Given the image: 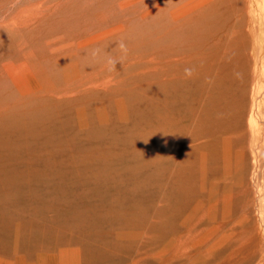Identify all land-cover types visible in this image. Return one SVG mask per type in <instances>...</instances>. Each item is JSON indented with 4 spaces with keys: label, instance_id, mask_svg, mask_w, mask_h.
Wrapping results in <instances>:
<instances>
[{
    "label": "rangeland",
    "instance_id": "rangeland-1",
    "mask_svg": "<svg viewBox=\"0 0 264 264\" xmlns=\"http://www.w3.org/2000/svg\"><path fill=\"white\" fill-rule=\"evenodd\" d=\"M186 8V15L174 17ZM221 50L223 61L216 54ZM179 74L184 80L176 79ZM161 75L173 78L166 85L169 97L172 87L181 95L176 114L169 112L176 119L165 152L156 138L154 94ZM210 99L225 109L216 135L211 125L206 128L209 123L195 120L201 108L218 110ZM259 101H264V0H0V169L7 171L0 170V264H264ZM255 124L257 145L250 135ZM225 159L231 180L224 177ZM181 166L191 181L178 193L173 175Z\"/></svg>",
    "mask_w": 264,
    "mask_h": 264
},
{
    "label": "bare ground",
    "instance_id": "bare-ground-1",
    "mask_svg": "<svg viewBox=\"0 0 264 264\" xmlns=\"http://www.w3.org/2000/svg\"><path fill=\"white\" fill-rule=\"evenodd\" d=\"M58 3V2H57ZM234 4H236V3H234ZM140 5V4H139ZM216 5V4H215ZM211 6H213V5H211ZM116 7V6H115ZM224 7V6H223ZM131 8V7H130ZM202 8V7H201ZM200 8V9H201ZM198 10V9H197ZM146 11V10H145ZM189 10L186 8V9H181V10H178L176 13H175V16L174 17H182L183 15H186V13L188 12ZM199 11V10H198ZM227 12V11H226ZM211 13V12H210ZM191 14H193V13H191ZM190 14V15H191ZM197 13H195V15H196ZM205 14V13H204ZM244 14V13H243ZM194 15V14H193ZM207 15V14H206ZM187 16H188V14H187ZM184 18V17H183ZM190 18V17H189ZM192 18V17H191ZM207 18V17H206ZM182 19V18H181ZM185 19V18H184ZM246 19V18H245ZM168 20H170V18L168 19ZM237 20V19H236ZM134 21V20H133ZM164 21V20H163ZM161 23H162V21H160ZM182 22V21H181ZM236 22V21H235ZM163 24V23H162ZM191 24H193V23H191ZM229 24V23H228ZM260 24H261V22L258 24L259 25V28L261 29V26H260ZM188 25H190V24H188ZM227 25V24H226ZM230 25V24H229ZM233 25V24H232ZM166 26V25H165ZM155 27V26H154ZM174 28V27H173ZM233 28V27H232ZM155 29V28H154ZM164 29V28H163ZM243 29H245V28H243ZM162 30V29H161ZM161 30H159V31H161ZM170 30H172L171 28H170ZM198 30V29H197ZM232 30V29H231ZM223 31V30H222ZM239 31H240V29H239ZM250 31V30H249ZM171 32V31H170ZM227 32V31H226ZM159 33V32H158ZM161 33V32H160ZM204 33V32H203ZM220 33V32H219ZM218 33V34H219ZM164 34H165V32H164ZM163 34V35H164ZM166 34H168V32L166 33ZM225 34V33H224ZM228 34V33H227ZM259 34V38H260V35H261V32H259L258 33ZM170 35V34H169ZM197 35V34H196ZM124 36V35H123ZM135 36V35H134ZM155 36V35H154ZM173 36V35H172ZM218 36V35H217ZM216 35H215V37H217ZM238 36V35H237ZM236 36V37H237ZM245 36V35H244ZM246 36H247V34H246ZM136 37V36H135ZM141 37V36H140ZM168 37V36H167ZM171 37V36H170ZM169 37V38H170ZM228 37V36H227ZM230 37H231V35H230ZM229 37V38H230ZM243 37V36H242ZM241 37V38H242ZM131 38H133V35H132V37ZM149 38V37H148ZM161 38V37H160ZM169 38H167V39H169ZM173 38V37H172ZM171 38V39H172ZM175 38V37H174ZM180 38V37H179ZM195 38V37H194ZM214 38V37H213ZM126 39V38H125ZM138 39H139V37H138ZM145 39H146V36H145ZM185 39V38H184ZM196 39V38H195ZM203 39V38H202ZM215 39V38H214ZM228 39V38H227ZM155 40H158V39H156L155 38ZM154 40V41H155ZM165 40V39H164ZM173 40V39H172ZM175 40V39H174ZM135 41V40H134ZM137 41V40H136ZM148 41V40H147ZM161 41V40H160ZM163 41V40H162ZM246 41V40H245ZM157 42V41H156ZM155 42V43H156ZM169 42H172V41H169ZM184 42H186V40H184ZM183 42V43H184ZM211 42V41H210ZM228 42V41H227ZM231 42V41H230ZM241 42H242V40H241ZM76 43V42H75ZM146 43V42H145ZM147 43H150L149 41L147 42ZM176 43V42H175ZM197 43V42H196ZM198 43H200V42H198ZM207 43V42H206ZM244 43H248V42H244ZM63 44V43H62ZM177 44V43H176ZM209 44V43H208ZM225 44V43H224ZM179 45V44H178ZM182 45V44H181ZM184 45V44H183ZM196 45V44H195ZM212 45H214V43L213 44H211V46ZM242 45V44H241ZM74 46V45H73ZM145 46V45H144ZM176 46V45H175ZM193 46V45H192ZM192 46H188V47H192ZM201 46V45H200ZM246 46V45H245ZM245 46H244V48H245ZM57 47V46H56ZM62 47V46H61ZM60 47V48H61ZM207 47H209V46H207ZM242 47H243V45H242ZM186 48V47H185ZM211 48V47H210ZM224 48V47H223ZM234 48V47H233ZM159 50H160V48H159ZM171 50V49H170ZM209 50V49H208ZM218 50V48L216 49V51ZM226 50H229V49H225V51ZM246 50V49H245ZM60 51V50H59ZM202 51H204V50H202ZM222 51L223 50H221V51H219L218 53H216L217 55H220V52L222 53ZM157 52V51H156ZM155 52V53H156ZM173 52H175L174 50H173ZM178 52V51H177ZM192 52V51H191ZM68 53V52H67ZM161 53H162V51H161ZM194 52H192V54H193ZM205 53V52H204ZM214 53V54H215ZM229 53H230V51H229ZM228 53V51L226 52V54L225 55H228L229 54ZM159 54V53H158ZM157 54V55H158ZM168 54V53H167ZM211 54H212V51H211ZM215 54V55H216ZM243 54H245V53H241V54H239L238 53V56L240 55H242L243 56ZM247 54V53H246ZM159 55H161V54H159ZM163 55H164V51H163ZM186 55V54H185ZM195 55V54H194ZM216 55V56H217ZM222 55H223V53H222ZM207 56V55H206ZM246 56V55H245ZM244 56V57H245ZM181 57V56H180ZM183 57V56H182ZM211 57V56H210ZM215 57V56H214ZM155 58V57H154ZM191 58V57H190ZM203 58V57H202ZM206 58V57H205ZM220 58H221V55H220ZM220 58H219V60H220ZM231 58V57H230ZM159 59V58H158ZM184 59V58H183ZM213 59H215V58H213ZM222 60L221 61H223L224 60V56L221 58ZM229 58H227V60H226V62H228L229 60H228ZM238 59H240L241 60V57L240 58H238L237 57V60ZM247 59V58H246ZM165 60V59H164ZM181 60H182V58H181ZM161 61V60H160ZM184 61V60H183ZM189 61V60H188ZM194 61V60H193ZM196 61V60H195ZM210 61H212V60H210ZM214 61V60H213ZM212 61V62H213ZM217 59H216V62H214L213 64H211L210 65V69H211V66H213L215 63H217ZM231 61V60H230ZM242 61V60H241ZM247 61H248V59H247ZM146 62V61H145ZM161 62H163V61H161ZM160 62V63H161ZM165 62V61H164ZM167 62H169V61H167ZM166 62V63H167ZM178 62V61H177ZM211 62V63H212ZM152 63H154V62H152ZM205 63V62H204ZM239 63V60H238V62H237V64ZM247 63V62H246ZM64 64V63H63ZM165 64V63H164ZM164 64H163V66H164ZM197 64V63H196ZM220 64H221V62H220ZM248 64V63H247ZM161 65H162V63H161ZM174 65V64H173ZM179 65V64H178ZM155 66V65H154ZM162 66V67H163ZM219 66V65H218ZM217 66V67H218ZM178 67V66H177ZM176 67V68H177ZM187 67V66H186ZM208 67V66H207ZM216 67V68H217ZM229 67V66H228ZM230 67H231V64H230ZM229 67V68H230ZM153 68V67H152ZM169 68V70H170V68L172 69H174L175 67H168ZM168 68L166 69V70H168ZM182 68V67H181ZM206 68V67H205ZM232 68V67H231ZM244 68V67H243ZM60 69V68H59ZM90 69V68H89ZM149 69V68H148ZM164 69H165V67H164ZM172 69V70H173ZM179 69V67L177 68V70ZM52 70V69H51ZM96 70V69H95ZM145 70V69H144ZM162 70V69H161ZM166 70H164V71H166ZM169 71V74L168 75H170V73L171 72H173V71ZM206 70V69H205ZM227 70V69H226ZM236 70V69H235ZM58 71V70H57ZM91 71V70H90ZM103 71V70H102ZM163 71V70H162ZM178 71H180V69L178 70ZM197 71H199V68H198V70ZM216 71V70H215ZM234 71V70H233ZM141 72H142V70H141ZM153 72V71H152ZM158 72V71H157ZM175 72V71H174ZM200 72V71H199ZM201 72H202V70H201ZM218 72H220L219 70H218ZM236 72V71H235ZM241 72H242V70H241ZM48 73V72H47ZM53 73V72H52ZM88 73V72H87ZM106 73V72H105ZM151 73V72H150ZM176 73V72H175ZM182 74H183V72H181ZM193 73V72H192ZM206 73H207V70H206ZM220 73H222V71L220 72ZM220 73L218 74V75H220ZM230 73V72H229ZM99 74V73H98ZM115 74V73H114ZM167 74V73H166ZM190 74H191V72H190ZM193 74H195V73H193ZM200 74V73H199ZM199 74L197 75V77L199 76ZM209 74V73H208ZM232 74V73H231ZM103 75V74H102ZM107 75V74H106ZM105 75V76H106ZM167 75V76H168ZM171 75H173V73L171 74ZM170 75V76H171ZM181 74H179V76L177 75L176 76V79H178L177 77H180L181 79H183L181 76H180ZM185 75V77H187L186 75L187 74H184ZM216 75H217V73H216ZM215 75V73H214V75L213 76H216ZM241 75V74H240ZM55 76V75H54ZM59 76V75H58ZM104 76V77H105ZM109 76V75H108ZM115 76V75H114ZM169 76V77H170ZM188 76H191V75H189V73H188ZM195 76V75H194ZM205 76H207V75H205ZM224 76V75H223ZM241 76H243V75H241ZM85 77V76H84ZM101 77V76H100ZM184 77V76H183ZM193 77V76H192ZM200 77V76H199ZM45 78H47V76L45 77ZM160 78H161V80H160ZM159 78V80H160V84H162V86L159 88L158 87V92H157V94H154V95H157V99H156V110H158L157 111V133H156V130H155V128H154V131H155V133H156V138H157V140H158V144H157V147H158V150L160 151V152H165L166 150H167V147H165V144H166V138H167V136L171 133L170 131L172 130L170 127L173 125V121L176 119H173L174 118V114H171V113H169V112H172V113H175L176 114V110L178 109V106H177V100L179 99V97H181V95L178 93L179 92V89L177 88V87H172L173 89H172V96L171 97H169L170 96V94H169V92L168 91H166L167 89H166V85H170V82H171V80L173 79H168V78H162V75H161V77ZM179 78V79H180ZM226 78V77H225ZM190 79H191V77H190ZM207 79V78H206ZM228 79V78H227ZM226 79V80H227ZM233 79V78H232ZM44 80V79H43ZM46 80V79H45ZM57 80V79H56ZM55 80V81H56ZM156 80V79H155ZM174 80H175V78H174ZM173 80V81H174ZM184 80V79H183ZM185 80H186V78H185ZM189 80V78L187 79V81ZM205 80V79H204ZM213 80V79H212ZM215 80V79H214ZM229 80V79H228ZM227 80V81H228ZM242 80H243V77H242ZM53 81V80H52ZM52 81H51V83H52ZM58 81V80H57ZM99 81V80H98ZM147 81V80H146ZM157 81V80H156ZM190 81V80H189ZM240 81V80H239ZM238 80L237 81H235L236 83L237 82H239ZM255 81V80H254ZM54 82V81H53ZM86 82V81H85ZM186 82V81H185ZM213 82V81H212ZM212 82H210V84L212 83ZM234 82V83H235ZM43 82H41L40 81V84H42ZM50 83V82H49ZM117 83V82H116ZM158 83H159V81H158ZM177 83V82H176ZM190 83V82H189ZM188 83V85H190ZM235 83V84H236ZM241 83V82H240ZM57 84V83H56ZM61 84V83H60ZM104 84H105V82H104ZM159 84V85H160ZM174 84V83H173ZM216 84V83H215ZM51 85V84H50ZM85 85V84H84ZM84 85H82V86H84ZM182 85H183V83H182ZM249 85V84H248ZM53 86V85H52ZM158 86V85H157ZM179 86V85H178ZM57 87V86H56ZM58 87H59V85H58ZM61 87V86H60ZM111 87V86H110ZM183 87H184V85H183ZM211 87V85L209 86V88ZM214 87V86H213ZM246 87V86H245ZM44 88V87H43ZM231 88V87H230ZM229 88V89H230ZM241 88H242V86H241ZM240 88V89H241ZM46 89V88H45ZM73 89V88H72ZM81 89V88H80ZM155 89H156V86H155ZM175 89V90H174ZM182 89V88H181ZM186 89V88H185ZM200 89V88H199ZM240 89H239V91H240ZM50 90V89H49ZM52 90V89H51ZM69 90V89H68ZM74 90V89H73ZM84 90H85V88H84ZM83 90V91H84ZM89 90V89H88ZM177 90V91H176ZM209 90V89H208ZM207 90V91H208ZM243 90V89H242ZM247 90L248 89H246V92H247ZM43 91V90H42ZM171 91V90H170ZM44 92V91H43ZM47 92V91H46ZM72 92V91H71ZM110 92V91H109ZM238 92V91H237ZM241 93H243L244 94V92H242V91H240ZM245 92V93H246ZM61 93V92H60ZM207 93V92H206ZM214 93V92H213ZM248 93H250L249 91H248ZM58 94V93H57ZM87 94V93H86ZM212 94V93H211ZM211 94H209V96L211 95ZM247 94V93H246ZM42 96V95H41ZM148 96V95H147ZM188 95H186V97H187ZM221 96V95H220ZM244 96H246V95H244ZM243 96V97H244ZM77 97H78V95H77ZM205 97H207V95H205ZM246 97H248V95L246 96ZM31 98H33V97H31ZM71 98V97H70ZM145 98V97H144ZM156 98V97H155ZM148 99V98H147ZM181 99V98H180ZM205 99V98H204ZM221 99H222V97H221ZM144 101V100H143ZM186 101V100H185ZM244 102H246V101H244ZM247 102H248V100H247ZM246 102V103H247ZM78 103V102H77ZM76 103V104H77ZM196 103V102H195ZM194 103V104H195ZM205 103V102H204ZM212 103H214L215 104V102L213 101V100H211L210 99V101H209V105H211ZM223 103V102H222ZM249 103V102H248ZM187 104V103H186ZM257 105H256V113H258V114H260V112L263 110V108H264V101H259V102H257L256 103ZM74 105V104H73ZM184 105V104H183ZM188 105H189V103H188ZM201 105H203V102H202V104ZM185 106V105H184ZM197 106H198V104H197ZM248 106V105H247ZM247 106L245 107V108H247ZM263 107V108H262ZM242 108H243V105H242ZM115 109V108H114ZM202 110H200L199 111V113H198V115H197V117L195 118V120H198V121H201V122H199L200 124L199 125H201V124H203L204 122L205 123H209L207 126H206V128H208V126L209 125H211L212 126V128H213V130H214V135H216V133L218 132L219 133V127L216 125L217 124V120H219L218 118H220L221 116H223V114H222V112L225 110L224 108H221V107H219V106H217L216 104H215V109H218V110H213V109H208V108H201ZM222 109V110H221ZM151 110V109H150ZM238 110V109H237ZM249 109H247V111H248ZM192 111V110H191ZM211 111H212V113H211ZM244 111H246V110H244ZM116 112V111H115ZM147 112V111H146ZM145 112V113H146ZM180 111H178V113H179ZM186 112V111H185ZM249 112V111H248ZM194 113V112H193ZM196 113V112H195ZM246 114H247V112H246ZM184 115V114H183ZM110 116V115H109ZM108 116V117H109ZM177 116V115H176ZM248 117V115L245 117V119ZM113 118V117H112ZM244 118V117H243ZM88 120V119H87ZM96 120V119H95ZM181 120V119H180ZM240 120H241V116H240ZM240 120L238 121V122H240ZM178 121V120H177ZM182 121V120H181ZM187 121V120H186ZM76 122V121H75ZM94 122V121H93ZM192 123H193V120L191 121ZM203 122V123H202ZM227 122V121H226ZM190 123V122H189ZM191 123V124H192ZM235 123V122H234ZM252 122L250 121L249 122V124H251ZM140 124V123H139ZM156 124V123H155ZM175 124V123H174ZM179 124V123H178ZM195 124H197V123H195ZM90 125H91V123H90ZM192 125H194V124H192ZM235 125V124H234ZM245 125H247V123L245 124ZM96 126V125H95ZM183 126H185V125H183ZM183 126H181V127H183ZM188 127L190 126L189 124L187 125ZM197 126H198V124H197ZM196 126V127H197ZM232 126V125H231ZM238 126V125H237ZM37 127V126H36ZM35 127V128H36ZM174 127V126H173ZM180 127V128H181ZM246 127V126H245ZM32 128H33V126H32ZM39 128V127H38ZM93 128H94V126H93ZM193 128V127H192ZM191 128V129H192ZM203 128V127H202ZM87 129V128H86ZM186 129V128H185ZM189 129V128H188ZM190 129V130H191ZM195 129V128H194ZM223 129V128H222ZM181 130V129H180ZM179 130V131H180ZM184 130V129H183ZM187 130V129H186ZM196 130V129H195ZM247 130H248V127H247ZM177 131V130H176ZM196 131H198V130H196ZM244 131H246V130H244ZM61 132V131H60ZM105 132V131H104ZM112 132V131H111ZM182 132V131H181ZM203 132V131H202ZM205 134H207L208 136L210 135V134H212V132H208V130L206 129L205 130ZM251 136H252V144L253 145H257V143H258V141H259V137H260V127L259 126H257L256 124L253 126V128L251 129ZM12 133V132H11ZM173 134H174V132H173ZM176 134V133H175ZM186 134V133H185ZM191 133L189 132V135H190ZM203 134V133H202ZM247 134H249L248 132H247ZM3 135V134H2ZM153 135H155V134H153ZM152 135V136H153ZM181 135V134H180ZM188 135V136H189ZM196 135V134H195ZM246 136V135H245ZM151 137V136H150ZM169 137H171V136H169ZM168 137V138H169ZM228 137V136H227ZM62 138V137H61ZM109 138V137H108ZM154 138V137H153ZM173 138V137H172ZM184 138H186V135L184 136ZM189 138V137H188ZM223 138H224V136H223ZM10 139V138H9ZM116 139V138H115ZM175 139V138H174ZM191 140H192V138H190ZM251 139V138H250ZM114 140V139H113ZM184 140V139H183ZM183 140H182V142H183ZM214 140H215V138H214ZM214 140H212V139H209V141H208V143L210 144V146H211V143L213 142L214 143ZM242 140V139H241ZM49 141H51V140H49ZM180 141V140H179ZM188 141V140H187ZM217 141V140H216ZM221 141H222V138H221ZM98 142V141H97ZM128 142V141H127ZM185 142H186V140H185ZM184 142V143H185ZM218 142H219V140H218ZM231 142H232V140H231ZM174 143V142H173ZM184 143H182V144H184ZM187 143V142H186ZM186 143H185V145H186ZM216 143V142H215ZM222 143V142H221ZM234 143H235V141H234ZM243 143H245V140H244V142ZM250 143H251V141H250ZM188 144V143H187ZM192 144V143H191ZM191 144H190V146H191ZM182 146V145H181ZM201 146V145H200ZM11 147V146H10ZM197 147V146H196ZM221 147H222V145H221ZM232 147V146H231ZM243 147H244V145H243ZM246 147V146H245ZM178 148V147H177ZM182 148V147H181ZM180 147H179V150L181 149ZM189 148V147H188ZM187 148V149H188ZM192 148V147H191ZM195 148V147H194ZM258 148H259V150L257 151V155L258 156H260L259 155V152H260V150H261V148L262 147H260V146H258ZM13 149V148H12ZM155 149H157V148H155ZM190 149V148H189ZM188 149V150H189ZM193 149V148H192ZM191 149V150H192ZM196 149V148H195ZM203 149V148H202ZM222 149V148H221ZM243 149H246V148H243ZM242 149V150H243ZM247 149H248V147H247ZM16 150V149H15ZM154 150V149H153ZM157 150V151H158ZM172 150V149H171ZM174 150H176V148L174 149ZM186 150V149H185ZM194 150V149H193ZM200 150V149H199ZM205 150V149H204ZM234 150H237V149H235L234 148ZM240 150H241V148H240ZM249 150V149H248ZM71 151V150H70ZM187 151V150H186ZM212 151H213V149H212ZM212 151H210L209 152V157L212 159V154H213V152ZM233 151V150H232ZM247 151V150H246ZM176 152H178V151H176ZM180 152V151H179ZM179 152H178V154H179ZM189 152V151H188ZM200 152H201V150H200ZM203 152H205V151H203L202 150V154H205V153H203ZM249 151H247V153H248ZM181 153V152H180ZM187 153V152H186ZM185 153V154H186ZM191 153V152H190ZM104 154V153H103ZM102 154V155H103ZM140 154V153H139ZM147 154V153H146ZM170 154H171V152H170ZM178 154H177V156H178ZM255 155H256V152L254 153ZM13 155V154H12ZM134 155V154H133ZM141 155V154H140ZM176 155V154H175ZM182 154H180V156H181ZM206 155V154H205ZM222 155V154H221ZM231 155H232V153H231ZM252 155V154H251ZM15 156V155H14ZM29 156V155H28ZM154 155H152L151 157H153ZM158 156V155H157ZM172 156V155H171ZM170 156V157H171ZM179 156V157H180ZM248 156H249V153H248ZM247 155H246V159H247V157H248ZM29 157H31V156H29ZM169 157V156H168ZM175 157V156H174ZM183 157V156H182ZM214 157V156H213ZM233 157V156H232ZM6 158V157H5ZM157 158V157H156ZM177 158V157H176ZM191 158H193V156L191 157V155H190V160H191ZM215 158V157H214ZM244 158V159H245ZM249 158V157H248ZM257 158V157H256ZM179 159V158H178ZM222 159V158H221ZM232 159V158H231ZM3 160V159H2ZM5 160V159H4ZM169 160V159H168ZM180 160V159H179ZM179 160H177V161H179ZM182 160H183V158H182ZM189 160V161H190ZM257 160V159H256ZM264 160V159H263ZM29 161V160H28ZM94 161H96V160H94ZM153 161H156V159H154ZM160 161H162V160H160ZM170 161V160H169ZM174 161H175V159H174ZM204 161V160H203ZM225 161H226V167H225V169H226V174L224 175V177L226 176V177H228V175H229V171L228 170H230V166H229V160L228 159H225ZM232 161V160H231ZM246 161V160H245ZM3 162V161H2ZM57 162V161H56ZM106 162V161H105ZM180 162V161H179ZM191 162V161H190ZM189 162V163H190ZM192 162H193V164L195 163L194 162V160H192ZM206 162V161H205ZM209 162V161H208ZM213 162V161H212ZM3 163H5V162H3ZM28 163H30V162H28ZM164 163V162H163ZM238 163H239V166H241V168H243L244 169V160H242V159H240V160H238ZM251 163V162H250ZM57 164H59V163H57ZM175 164V163H174ZM197 164V163H196ZM195 164V165H196ZM188 166H189V164H187ZM195 165H190V167L191 166H195ZM198 165V164H197ZM29 166V165H28ZM99 166V165H98ZM148 166V165H147ZM183 166H185V164L183 165ZM204 166H205V163H204ZM248 166V165H247ZM252 166V165H251ZM256 166H257V164H256ZM10 167V166H9ZM58 167V166H57ZM64 167H66V165L64 166ZM159 167V166H158ZM157 167V168H158ZM203 167V166H202ZM206 167H207V163H206ZM213 167H218V166H213ZM223 163H222V169H223ZM17 168V167H16ZM39 168V167H38ZM62 168V167H61ZM163 168V167H162ZM174 168H176V166L174 167ZM173 168V169H174ZM208 168H209V170H212L211 168H212V166H208ZM232 168H234L233 166H232ZM252 168V167H251ZM28 169V168H27ZM67 169V168H66ZM172 168H171V170L172 171H174ZM196 169V168H195ZM194 169V170H195ZM221 169V168H220ZM248 169V168H247ZM250 169V168H249ZM1 171H5V173L7 172L6 171V168L4 167V168H1L0 169ZM29 170V169H28ZM27 170V171H28ZM38 170H40V169H37L36 171H38ZM54 170V169H53ZM57 170V169H56ZM179 170V169H178ZM191 170L193 171V169L191 168ZM191 170H190V173H191ZM200 170V169H199ZM208 170V171H209ZM0 171V172H1ZM9 171V170H8ZM43 171V170H42ZM46 171H47V169H46ZM94 171V170H93ZM161 171V170H160ZM166 171V170H165ZM207 171V170H206ZM253 171V170H252ZM31 172V171H30ZM34 172V171H33ZM41 172V171H40ZM50 172V171H49ZM53 172V171H52ZM91 172H92V170H91ZM98 172V171H97ZM196 172V171H195ZM199 172H201V171H199ZM210 172V171H209ZM233 172H234V169H233ZM256 172V171H255ZM25 173V172H24ZM36 173H38V172H36ZM35 173V174H36ZM43 173V172H42ZM48 173V172H47ZM47 173H45L46 175H47ZM108 173V172H107ZM112 173V172H111ZM166 173V172H165ZM171 173H173V172H171ZM171 173H170V171H169V174L171 175ZM186 173V172H185ZM193 173V172H192ZM205 173H207V172H205ZM211 173V172H210ZM252 173V172H251ZM7 174H9V173H7ZM51 174V173H50ZM98 174V173H97ZM212 174V173H211ZM210 174V175H211ZM234 174V173H233ZM233 174H231L230 176H232ZM45 175V176H46ZM114 175V174H113ZM208 175V174H207ZM216 175V174H215ZM5 176V175H4ZM3 176V177H4ZM7 176V175H6ZM9 176V175H8ZM28 176H30V175H28ZM68 176V175H67ZM78 176H79V174H78ZM83 175H81V177H82ZM95 176V175H94ZM97 176V175H96ZM161 176V175H160ZM174 179H175V181L177 180L178 181V185H176L177 187H176V192H181V190L182 189H184L185 187H187L184 183H189L191 180L189 179V177H186L185 175H184V170H183V168H182V166H181V168H180V170L177 172V173H174ZM223 176V175H222ZM251 175H249V177H250ZM201 177V176H200ZM209 177V176H208ZM219 177V176H218ZM244 177V176H243ZM248 177V178H249ZM13 178V177H12ZM17 178V177H16ZM19 178V177H18ZM162 178V177H161ZM205 178H206V176H205ZM215 178V177H214ZM217 178V177H216ZM215 178V179H216ZM223 178V177H222ZM228 178H230V180H231V178H233V176L232 177H228ZM251 178H253V177H251ZM22 179V178H21ZM28 179V178H27ZM64 179V178H63ZM67 179V178H66ZM73 179V178H72ZM92 179V178H91ZM163 179V178H162ZM200 179V178H199ZM198 178H197V180H199ZM204 179V178H203ZM219 179V178H218ZM221 179V178H220ZM227 179V178H226ZM93 180V179H92ZM165 180V179H164ZM168 180H170V177H169V179ZM196 179H195V182L197 181ZM229 180V182H231ZM53 181V180H52ZM57 181V180H56ZM85 181H86V179H85ZM103 181V180H102ZM101 181V182H102ZM104 181H105V178H104ZM173 181V180H172ZM194 181V180H193ZM244 181V180H243ZM55 182V181H54ZM66 182V181H65ZM70 182V181H69ZM82 182V181H81ZM87 182V181H86ZM167 182H169V181H167ZM216 182H218V180L216 181ZM221 182H223V181H221ZM225 182V181H224ZM227 182V181H226ZM228 182V183H229ZM246 182V181H245ZM247 182H248V180H247ZM29 183V182H28ZM57 183V185L59 184L58 182H56ZM62 183V182H61ZM79 183V182H78ZM108 183V182H107ZM174 183H176V182H174ZM204 183H205V181H204ZM20 184H22V181H21V183ZM26 184V183H25ZM30 184V183H29ZM36 184V183H35ZM52 184V183H51ZM67 184V183H66ZM82 184V183H81ZM182 184V185H181ZM194 184V183H193ZM219 184H220V181H219ZM231 184V183H230ZM245 183H242L241 184V191L243 192V193H245L246 194V191H247V183H246V186L244 185ZM251 184V183H250ZM33 185V184H32ZM159 185H161V184H159ZM166 185H167V183H166ZM175 185V184H174ZM179 185H181L180 186V190H179V188H178V186ZM184 185V186H183ZM195 185V184H194ZM193 185V186H194ZM198 185V184H197ZM203 185V184H202ZM221 185V184H220ZM53 186V185H52ZM83 186V185H82ZM192 186V185H191ZM191 186H190V188H191ZM222 186V185H221ZM252 186H254V185H252ZM1 187V186H0ZM98 187V186H97ZM173 187H175V186H173ZM189 187V186H188ZM195 187V186H194ZM199 187V186H198ZM197 187V188H198ZM204 187V186H203ZM206 187V186H205ZM255 187V186H254ZM55 188V187H54ZM235 188H238V187H235ZM234 187H233V189H235ZM240 188V187H239ZM256 188V187H255ZM65 189V188H64ZM102 189V188H101ZM109 189H111L110 187H109ZM174 189V188H173ZM172 189V190H173ZM186 189V188H185ZM188 189V188H187ZM196 189V188H195ZM207 189V188H206ZM9 190V189H8ZM18 190V189H17ZM75 190H76V188H75ZM166 190V189H165ZM208 190V189H207ZM207 190H206V192H207ZM238 190V189H237ZM1 191H3V190H1ZM0 191V193H2ZM164 191V190H163ZM190 191V190H189ZM236 191V190H235ZM234 191V192H235ZM20 192V191H19ZM55 192V191H54ZM184 192H186V191H184ZM194 192V191H193ZM250 192H251V190H250ZM249 192V193H250ZM253 192V191H252ZM205 193V192H204ZM248 193V192H247ZM248 193V194H249ZM256 193H257V190H256ZM20 194H21V192H20ZM69 194V193H68ZM160 194V193H159ZM171 194V193H170ZM186 194H188V192L186 193ZM189 194H191V193H189ZM242 194V193H241ZM241 194H239V195H241ZM12 195V194H11ZM24 195V194H23ZM174 195V194H173ZM179 195V194H178ZM208 195V194H207ZM220 195V194H219ZM254 195V194H253ZM33 196V195H32ZM31 196V197H32ZM188 196V195H187ZM232 196H233V194H232ZM249 196V195H248ZM1 197H2V195H1ZM24 197V196H23ZM72 197V196H71ZM164 197H165V194H164ZM163 197V198H164ZM246 198H247V196H245ZM252 197V196H251ZM15 198V197H14ZM162 198V197H161ZM169 198H171V196L169 197ZM227 198H228V196L226 197H224L223 198V201H226L227 200ZM239 199H237L238 200V202H239V200H240V198H241V200L240 201H243L242 200V196L241 197H238ZM244 198V197H243ZM21 199V197L19 198V200ZM120 199V198H119ZM222 199V198H221ZM257 199H258V197H257ZM23 200H25V199H23ZM34 200H35V198H34ZM97 200V199H96ZM206 200V199H205ZM229 200V199H228ZM234 200V199H233ZM246 200H248V199H245V201ZM250 200H251V198H250ZM253 200V199H252ZM251 200V201H252ZM18 201V200H17ZM36 201H37V199H36ZM40 201V200H39ZM49 201H51V200H49ZM74 201V200H73ZM113 201V200H112ZM235 202H237L236 200H234ZM251 201H249V202H251ZM16 202V201H15ZM237 202V203H238ZM256 202H257V200H256ZM262 202H264V200H262ZM206 203V202H205ZM218 203V202H217ZM233 203V202H232ZM242 203V202H241ZM241 203H238V204H241ZM253 203V202H252ZM7 204V203H6ZM48 204V203H47ZM79 204V203H78ZM83 204H84V202H83ZM82 204V205H83ZM162 204V203H161ZM234 204V203H233ZM18 205V204H17ZM49 205V204H48ZM72 205V204H71ZM96 205V204H95ZM213 205V204H212ZM220 205V204H219ZM251 205V204H250ZM258 205V204H257ZM160 206V205H159ZM234 206V205H233ZM235 206H237V205H235ZM249 206V205H248ZM259 206V205H258ZM257 206V207H258ZM263 206H264V204H263ZM68 207V206H67ZM238 207V206H237ZM87 208V207H86ZM219 208V207H218ZM239 208H241L242 209V205L241 206H239ZM233 209H235V208H233ZM237 209V208H236ZM255 209H257V208H255ZM37 210V209H36ZM164 210V209H163ZM205 210H206V208H205ZM260 210H262L261 208H260ZM240 211V210H239ZM239 211H237V213L239 212ZM207 212V211H206ZM235 213H236V211H234ZM241 212V211H240ZM248 212V211H247ZM91 213V212H90ZM236 213V214H237ZM14 214V213H13ZM58 214V213H57ZM67 213L65 212V215H66ZM233 214V213H232ZM240 214V213H239ZM251 214V213H250ZM249 214V215H250ZM15 215V214H14ZM64 215V216H65ZM82 215V214H81ZM80 215V216H81ZM115 215V214H114ZM246 216H248V214H245ZM94 216V215H93ZM237 216H239V215H237ZM252 216V215H251ZM253 216H255V214L253 215ZM3 217V216H2ZM97 217V216H96ZM234 217H236V216H234ZM233 216H232V218H234ZM262 217V216H261ZM7 218V217H6ZM248 218H250V217H248ZM8 219H9V216H8ZM29 219V218H28ZM67 219V218H66ZM256 219V218H255ZM54 220H55V218H54ZM232 220V219H231ZM28 221H30V219L28 220ZM50 221H52V220H50ZM56 221V220H55ZM249 221V220H248ZM247 221V222H248ZM251 221V220H250ZM259 221V220H258ZM1 222H3V221H1ZM14 223V222H13ZM31 223V222H30ZM249 223V222H248ZM254 223H256V222H254ZM3 224V223H2ZM1 224V225H2ZM27 224H28V222H27ZM33 224V223H32ZM45 224H46V222H45ZM51 225H53V224H51ZM234 225H235V223H234ZM233 224H232V226H234ZM7 226V225H6ZM237 226V225H236ZM244 226V225H243ZM242 226V227H243ZM263 226H264V224H263ZM8 227V226H7ZM14 227V226H13ZM30 227H31V224H30ZM30 227H29V230H30ZM231 227V226H230ZM238 227V226H237ZM251 227V226H250ZM3 228V227H2ZM6 228V227H5ZM11 228V227H10ZM44 228V227H43ZM51 228V227H50ZM239 228V227H238ZM245 228H246V226H245ZM253 228V227H252ZM52 229H53V226H52ZM48 230V229H47ZM240 230H241V228H240ZM239 230V231H240ZM248 230H251V229H248ZM4 231V230H3ZM44 231V230H43ZM231 231V230H230ZM5 232V231H4ZM41 232V231H40ZM54 232V231H53ZM244 233H245V231H243ZM229 233V232H228ZM0 234H2V233H0ZM3 234H5V233H3ZM29 234V233H28ZM43 234V233H42ZM41 234V235H42ZM55 234V233H54ZM217 234V233H216ZM246 234V233H245ZM44 235V234H43ZM82 235H84L83 233H82ZM89 235V234H88ZM242 235H243V233H242ZM5 236V235H4ZM4 236L2 235V238H4ZM55 236V235H54ZM240 236H241V234H240ZM247 237V236H246ZM212 238H213V236H212ZM241 238H245L244 236L243 237H241ZM31 239V238H30ZM37 239V238H36ZM246 239V238H245ZM244 239V240H245ZM248 239V238H247ZM27 240V239H26ZM25 240V241H26ZM29 240V239H28ZM86 240V239H85ZM251 240V239H250ZM5 241H7V240H5ZM253 241V240H252ZM0 242H1V239H0ZM8 242V241H7ZM24 242V241H23ZM28 242L29 241H27V246H28V248H30L29 247V244H28ZM212 242H213V240H212ZM36 243V242H35ZM88 243V242H87ZM69 245V244H68ZM74 245V244H73ZM80 246V245H79ZM87 246V245H86ZM24 247H25V245H24ZM60 247V246H59ZM88 247V246H87ZM55 248V247H54ZM54 248H53V250H54ZM76 248H77V246H76ZM74 249V248H73ZM26 250V249H25ZM36 250V249H35ZM41 251V250H40ZM39 251V252H40ZM57 251V250H56ZM81 251H82V249H81ZM100 251V250H99ZM28 252H29V250H28ZM33 252L34 253H36L34 250H33ZM53 252V251H52ZM52 252H50V253H52ZM54 252H55V250H54ZM80 252V251H79ZM46 253H48V252H46ZM87 253V252H86ZM185 253V252H184ZM21 254V253H20ZM32 254V253H31ZM68 254V253H67ZM91 254V253H90ZM17 255V254H16ZM85 255V254H84ZM140 255V254H139ZM31 256V255H30ZM80 256V255H79ZM181 256V255H180ZM33 257H35V255L33 256ZM91 257H92V255H91ZM41 258V257H40ZM80 258V257H79ZM185 258V257H184ZM240 259V258H239ZM246 259V258H245ZM27 260V259H26ZM31 260H32V257H31ZM130 260V259H129ZM243 260H244V258H243ZM242 260V262H244ZM29 261V260H28ZM33 261H35L34 259H33ZM81 261V260H80ZM95 261V260H94ZM248 261V260H247ZM246 261V263H248ZM253 261V260H252ZM27 262V261H26ZM34 263H36V262H34ZM96 263V262H95ZM245 263V262H244ZM241 264V263H240ZM250 264H251V261H250Z\"/></svg>",
    "mask_w": 264,
    "mask_h": 264
}]
</instances>
